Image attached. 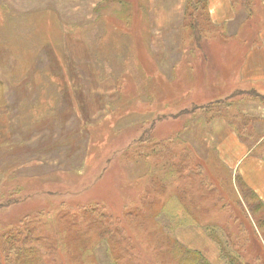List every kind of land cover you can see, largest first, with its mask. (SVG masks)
<instances>
[{"label":"rangeland","instance_id":"rangeland-1","mask_svg":"<svg viewBox=\"0 0 264 264\" xmlns=\"http://www.w3.org/2000/svg\"><path fill=\"white\" fill-rule=\"evenodd\" d=\"M131 1L129 10L100 0L90 21L62 27L48 8L24 17L0 0V230L27 221L47 264H166L170 239L223 264L203 227L235 228L237 207L261 239L259 210H246L216 149L226 133H211L200 105L237 84L242 46L263 44L252 29L264 25V4L237 2L221 29L185 19L181 5L183 20L168 29L153 25L149 0ZM235 26L246 31L231 34ZM251 95L245 108L264 135V99Z\"/></svg>","mask_w":264,"mask_h":264},{"label":"crops","instance_id":"crops-1","mask_svg":"<svg viewBox=\"0 0 264 264\" xmlns=\"http://www.w3.org/2000/svg\"><path fill=\"white\" fill-rule=\"evenodd\" d=\"M91 1L90 3L89 0H2V2L5 3V8L9 10V13L15 15L23 14L24 17L33 14L35 9L48 8L44 10V12H53V16L61 23L60 25H62V27L73 23L83 24L84 22L87 23V21H90L93 15L92 10L100 0ZM184 3L185 0H149L150 13L148 17L153 20V25L155 21H161L162 24H160V26L169 29L177 25L176 21L180 23L183 20V8L181 9V7ZM208 4V12L213 25H217V27L221 29L223 26L225 28L229 25L231 26L234 21H236L238 16L237 7L235 6L233 8L230 0H208ZM260 8L259 15L261 21H264V10L262 7ZM89 11L90 13H86ZM252 30L255 31L253 39L256 40V38H259L263 44L242 46L240 50V59L238 60L239 68L237 69L236 75H233L238 81L237 84L226 91L215 88L214 94L205 98L206 103H202L200 106H208L216 101L228 100L233 102L232 107L234 108L235 106L238 111H232L237 112L239 116L243 114L247 117L243 124L247 126L252 124L256 130H259L257 129L256 121L260 119V115L247 111L248 109L245 108V103H247V100L253 98L251 95L252 93L260 99H264V25L261 27L253 26ZM158 31L161 30L159 29ZM245 31V27H241L240 29V27L235 26V29L231 30V34H236L238 32L243 34ZM244 35H249V33ZM242 42H245L244 39H242ZM195 46L202 51L200 54L203 55V57H201L203 63L208 64V66L210 64V66L219 67L214 60L209 61L208 58H206L207 52L201 44ZM240 47L241 43L237 45V48ZM221 67H223L225 71L224 68L227 67V64L223 62ZM227 76L228 74L225 75L222 71L218 72V70H216V77L220 82L227 84ZM224 86L225 85H222V87ZM183 110L186 109L180 107L179 110L174 113V115H176L175 118L178 117V113H183ZM261 118L264 120V116ZM210 127L211 133H213L215 137L217 135L222 137V135L226 133L225 138H221L216 146L219 157L233 171L239 172L242 179L262 200H264L263 157L251 155L250 149H248L245 143L239 140L234 130L228 125L225 119L215 118L211 120ZM261 136L264 135L262 134ZM261 138L262 137H260V139Z\"/></svg>","mask_w":264,"mask_h":264},{"label":"trees","instance_id":"trees-1","mask_svg":"<svg viewBox=\"0 0 264 264\" xmlns=\"http://www.w3.org/2000/svg\"><path fill=\"white\" fill-rule=\"evenodd\" d=\"M111 1V0H104ZM119 4H125L121 8L126 7L131 9V0H118ZM251 0H230L232 7L236 6L239 2V6L244 9H250ZM264 4V0H261ZM208 0H185L184 3V17L188 16L203 17L212 26L208 16ZM202 18V19H203ZM200 24L196 19L190 21V27L194 35L200 37V33L203 31ZM204 29V27H203ZM93 42V41H91ZM196 42V41H195ZM93 46V45H91ZM90 51H92L90 47ZM95 53L91 57H95ZM233 102L217 101L212 102L208 106H201L204 112L207 113L208 119L213 120L215 118H223L227 121L228 125L234 130L235 134L243 143H245L250 149L251 155L263 157L264 159V136L259 140V133L255 128L248 127L243 124L246 120V116L237 115L238 111ZM217 171V170H216ZM234 178L237 183V187L245 194L243 199L247 205V211H258V215L255 218L254 225L261 235V239L257 236L253 227L251 228L249 222L243 217L239 209L236 207L237 215L239 217L235 228L231 227L228 223H213L211 225H205L203 229L206 231L209 239L214 243L218 257L223 264H264V202L257 195L255 191L242 179L240 173L235 171ZM212 175V182L218 185L215 180V172L209 173ZM211 177V176H210ZM202 183L199 182L198 186ZM228 183L229 189L234 192L231 177ZM188 196L183 193V197ZM250 199V201H248ZM96 207H91L90 210H94ZM90 216H94L90 214ZM93 220V219H92ZM34 227H29L27 221L21 220L17 225H10L6 229L0 230V264H47L44 256L46 252L44 249V242L39 233L34 231ZM80 234V233H79ZM81 236V235H80ZM169 249L166 248L165 252H170L166 255V264H213L206 255L198 249L189 248L177 240L170 239ZM85 244V243H83ZM83 244L81 246L83 248ZM112 248V247H111ZM116 261V260H113ZM116 264H118L116 262Z\"/></svg>","mask_w":264,"mask_h":264}]
</instances>
